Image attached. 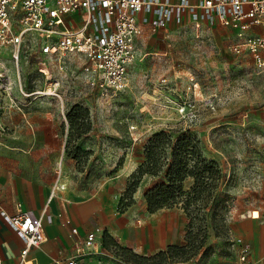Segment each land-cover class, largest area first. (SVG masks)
I'll list each match as a JSON object with an SVG mask.
<instances>
[{"label": "rangeland", "instance_id": "1", "mask_svg": "<svg viewBox=\"0 0 264 264\" xmlns=\"http://www.w3.org/2000/svg\"><path fill=\"white\" fill-rule=\"evenodd\" d=\"M144 39L122 91L87 82L77 54L45 59L42 73L36 54L28 51L18 74L9 49L0 48L12 82L9 95L20 105L12 106L0 89V132L6 140L1 143L9 150L45 145L25 137L32 133L34 113H50L59 121L57 159L68 191L114 196L117 211L133 215L145 235L141 219L151 212L143 192L153 178L136 171L146 160L150 137L159 131L169 136L154 149L160 163L169 140L192 133L202 156L212 162L211 172H204L201 181L187 174L175 203L157 209L171 218L162 228L174 234V241L151 262L239 264V250L252 232L241 216L248 207L260 211L253 230L256 242L264 245V71L253 67L248 52L232 49L238 38L219 37L204 25L172 22ZM54 86L60 98L37 93ZM187 163L190 169L194 158ZM170 245L174 248L168 251ZM109 248L112 264H148L129 248L122 254L114 245Z\"/></svg>", "mask_w": 264, "mask_h": 264}, {"label": "built area", "instance_id": "2", "mask_svg": "<svg viewBox=\"0 0 264 264\" xmlns=\"http://www.w3.org/2000/svg\"><path fill=\"white\" fill-rule=\"evenodd\" d=\"M172 22L204 25L220 37L238 38L232 49L248 52L253 67L264 71V0H0V48L9 49L18 74L19 62L28 51L36 54L42 73H46L45 59L60 61L65 55L77 54L84 61L87 82L122 91L131 66L140 56L143 38ZM11 84L9 68L0 61V89L4 94L11 93ZM19 89L26 95L22 87ZM37 93L60 98L56 86ZM8 97L12 106L20 108L15 97ZM65 187L60 159L49 198ZM259 214L258 208L248 207L241 216L256 219ZM0 217L23 243L21 264L30 248L44 242L53 246L43 232V216L32 209L18 203L15 211L8 213L0 207ZM99 231L100 227H95L78 238L66 264L107 263L114 258L97 240ZM71 233L78 235L74 227ZM238 262L264 264V248L258 254L248 243L239 250Z\"/></svg>", "mask_w": 264, "mask_h": 264}, {"label": "crops", "instance_id": "3", "mask_svg": "<svg viewBox=\"0 0 264 264\" xmlns=\"http://www.w3.org/2000/svg\"><path fill=\"white\" fill-rule=\"evenodd\" d=\"M31 124L32 133L25 137L26 142L46 143L39 145L37 149H6L1 143L6 141L5 135L0 132V207L13 213L19 203L24 209H32L37 215H42L43 232L53 241V246L44 242L38 247L30 248L22 264H66L74 242L95 227L101 229L96 235L101 247L112 254V250L103 245L105 235L116 246L129 248L133 253L143 256L165 250L174 241V234L162 228L171 221L163 211L157 210L142 217L141 223L146 228L144 235L142 226L136 227L133 215L128 211H117V198L114 196L85 197L82 193L68 191L64 172L66 187L57 190L49 198L55 182V166L60 160L57 159L58 144L62 138L57 131L59 121L52 118L50 113L39 112L32 115ZM45 127H48L47 133L41 132L45 131ZM246 219L252 224L249 244H253L259 254L264 245L255 240L254 219ZM73 227L77 229L78 235L71 233ZM22 247V241L0 217V264H21ZM112 259L108 260L109 263L95 264H112Z\"/></svg>", "mask_w": 264, "mask_h": 264}, {"label": "trees", "instance_id": "4", "mask_svg": "<svg viewBox=\"0 0 264 264\" xmlns=\"http://www.w3.org/2000/svg\"><path fill=\"white\" fill-rule=\"evenodd\" d=\"M166 135L169 137L166 131H159L150 137L151 144L147 147L148 154L146 160L139 165L136 171V175L148 173L153 178L151 184L143 192V197L150 212H154L164 206H171L175 203V198L182 192V180L190 172H193L197 181L204 179V172H211L212 162L202 156L197 144V139L192 133L177 136L173 141L169 140V152L165 154L163 162L159 163V158L156 157L154 149L158 144L169 139ZM189 157L194 158V164L190 169L187 163ZM202 190L203 188L199 187L198 191ZM103 245L106 248H109V245H114L117 247L116 249L121 251V254L123 252H130V250L126 248L116 246L106 235L103 237ZM173 248L174 247L170 245L168 251ZM159 252L157 253L162 255L165 250ZM155 254L151 256H138L134 253L136 257L146 259L148 264H152L151 261L156 257Z\"/></svg>", "mask_w": 264, "mask_h": 264}]
</instances>
